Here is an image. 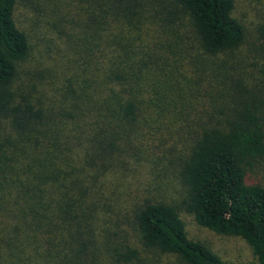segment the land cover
<instances>
[{
  "label": "trees",
  "instance_id": "1",
  "mask_svg": "<svg viewBox=\"0 0 264 264\" xmlns=\"http://www.w3.org/2000/svg\"><path fill=\"white\" fill-rule=\"evenodd\" d=\"M62 2V62L38 84L20 79L31 49L20 3L0 0V264H94L97 241L123 224L116 173L167 159L184 195L134 206L141 244L224 264L188 236L181 209L264 264V186L248 177L264 166V23L250 89L235 0Z\"/></svg>",
  "mask_w": 264,
  "mask_h": 264
},
{
  "label": "rangeland",
  "instance_id": "2",
  "mask_svg": "<svg viewBox=\"0 0 264 264\" xmlns=\"http://www.w3.org/2000/svg\"><path fill=\"white\" fill-rule=\"evenodd\" d=\"M20 3L18 23L26 32L30 43V54L22 65L20 79L42 82L47 71H53L59 62L65 39L55 27L58 18L55 9L63 5L62 0H28L27 5ZM233 15L246 28L247 35L240 51L243 63L239 64V78L243 84L254 89L260 82L258 70L251 65L256 58L255 46L258 45V27L264 23V0H235ZM58 26V25H57ZM255 61V60H254ZM168 160V159H167ZM163 161L137 163L127 169L119 170L115 177L123 202H119L117 211L122 225L109 236H101L97 241L99 248H94V264H181L173 255L159 254L146 249L131 223L130 216L136 204L143 199L155 198L163 203L179 206L184 188L179 183L176 168ZM249 180L264 186V166L257 164L248 171ZM180 216L185 224L188 236L206 244L223 260L224 264H257L250 248L237 237L216 235L198 224L186 212L180 209ZM131 258H126L128 256Z\"/></svg>",
  "mask_w": 264,
  "mask_h": 264
}]
</instances>
